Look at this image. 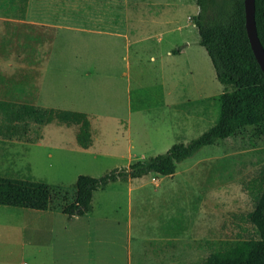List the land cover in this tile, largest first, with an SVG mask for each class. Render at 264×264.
Returning <instances> with one entry per match:
<instances>
[{
  "label": "rangeland",
  "instance_id": "1",
  "mask_svg": "<svg viewBox=\"0 0 264 264\" xmlns=\"http://www.w3.org/2000/svg\"><path fill=\"white\" fill-rule=\"evenodd\" d=\"M197 11L195 0H29L23 18L0 9V99L83 111L93 138L81 148L74 125L53 121L36 142L0 139V176L43 180L55 195L44 212L0 206V264L26 263L30 248L52 262V240L24 246L28 215L63 231L58 263L70 241L74 264H198L209 252L205 241L253 235L242 181L264 164V137L252 127L204 146L173 176L108 185L84 216L69 221L59 211L79 175L164 153L215 122L222 85L197 43ZM120 17L127 46L121 35H86ZM169 46L181 53L163 59Z\"/></svg>",
  "mask_w": 264,
  "mask_h": 264
},
{
  "label": "trees",
  "instance_id": "2",
  "mask_svg": "<svg viewBox=\"0 0 264 264\" xmlns=\"http://www.w3.org/2000/svg\"><path fill=\"white\" fill-rule=\"evenodd\" d=\"M28 2L0 0V9L5 15L23 18ZM195 4L198 11L192 22L197 29L198 44L205 50L215 78L222 85L215 122L189 141L173 143L164 153L114 168L98 177L79 175L73 184V195L60 197L59 211L67 220L90 213L93 194L110 184L151 173L173 176L177 164L193 157L204 146L235 137L246 127H252L254 136L264 137V73L247 36L244 1L195 0ZM255 23L264 48V0H255ZM53 121L74 125L75 140L81 148L92 145L87 113L0 99V139L36 142L41 137L39 129ZM242 186L252 201V208L244 218L253 228V235L205 241L209 252L198 264H264V164L251 178L243 180ZM53 196L43 180L0 176V206L44 212L50 208Z\"/></svg>",
  "mask_w": 264,
  "mask_h": 264
},
{
  "label": "crops",
  "instance_id": "3",
  "mask_svg": "<svg viewBox=\"0 0 264 264\" xmlns=\"http://www.w3.org/2000/svg\"><path fill=\"white\" fill-rule=\"evenodd\" d=\"M60 20V19H58ZM57 20V21H58ZM112 20H118L119 23L116 24L114 23ZM126 18H113L111 19L109 22L105 23V29L104 30H90L86 33L89 34V33H98V34H108V35H121L123 36L127 42H126V46H127V43H128V36L126 35ZM171 24V22L169 23H166V24H163V25H169ZM174 24V23H173ZM119 25V27H118ZM61 32V31H60ZM79 32V31H78ZM80 33V32H79ZM85 35V34H84ZM197 43H198V40H197ZM185 46H188L189 45V42H186L184 44ZM199 45V44H198ZM54 46V45H53ZM200 46V45H199ZM169 48H171V46L167 47L165 49V52H164V55H163V59H169L170 57L172 56H176V55H179L181 52H178L176 54L173 53H170L168 50ZM204 50V49H203ZM53 51V50H52ZM176 51V50H175ZM205 51V50H204ZM206 53V52H205ZM163 59H161L163 61ZM40 212V211H39ZM46 223L45 220H43V217H40V219H32V216L28 215V217H26L24 223H23V226L21 227V231L23 232L24 234V237H23V240H24V246H28V245H33V244H40V243H43L42 239L44 238V236L49 240H52V245L53 247H50V252H48V255H49V260L52 259V262L49 263V262H46L44 260L45 257H47V255L45 256V254H43V250L42 249H35L33 250V248H30V254H29V260L25 263H21V264H65L64 262L65 261H68V264H74L75 263V257L78 255V254H75L72 252V250H70V246L73 244H71L70 241H67V244L68 246L67 249L68 250H63L62 252L65 253L66 255H63L62 254V257H64L63 261L62 262H59V258H57V251L60 250L59 246H62L61 244L63 243V241L60 238V235L63 233V231H54L53 229L49 228V226L46 228L45 226H43V223ZM53 240H58L57 241V246H56V242L54 243ZM48 241H47V244H48ZM46 243V242H45ZM65 247V248H66ZM25 249V248H24ZM14 250L16 249H8V254L12 256V254L14 253ZM56 254V255H55ZM8 259H10V256L8 257Z\"/></svg>",
  "mask_w": 264,
  "mask_h": 264
},
{
  "label": "water",
  "instance_id": "4",
  "mask_svg": "<svg viewBox=\"0 0 264 264\" xmlns=\"http://www.w3.org/2000/svg\"><path fill=\"white\" fill-rule=\"evenodd\" d=\"M245 27L254 56L264 73V48L257 35L255 23V0H243Z\"/></svg>",
  "mask_w": 264,
  "mask_h": 264
}]
</instances>
